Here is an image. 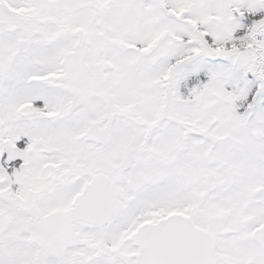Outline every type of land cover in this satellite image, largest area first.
Wrapping results in <instances>:
<instances>
[{"label": "snow or ice", "instance_id": "obj_1", "mask_svg": "<svg viewBox=\"0 0 264 264\" xmlns=\"http://www.w3.org/2000/svg\"><path fill=\"white\" fill-rule=\"evenodd\" d=\"M0 264H264V0H0Z\"/></svg>", "mask_w": 264, "mask_h": 264}]
</instances>
